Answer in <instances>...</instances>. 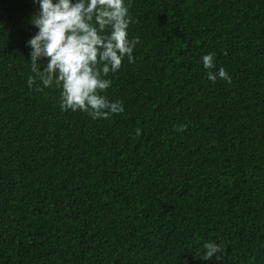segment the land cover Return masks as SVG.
<instances>
[{"label": "trees", "instance_id": "1", "mask_svg": "<svg viewBox=\"0 0 264 264\" xmlns=\"http://www.w3.org/2000/svg\"><path fill=\"white\" fill-rule=\"evenodd\" d=\"M125 4V111L93 119L29 88L39 4L0 0V264H264V0Z\"/></svg>", "mask_w": 264, "mask_h": 264}, {"label": "clouds", "instance_id": "2", "mask_svg": "<svg viewBox=\"0 0 264 264\" xmlns=\"http://www.w3.org/2000/svg\"><path fill=\"white\" fill-rule=\"evenodd\" d=\"M39 11L31 17L38 32L27 41L30 47L31 71L28 86L39 80L43 87L55 83L61 89L60 107L63 111H83L93 119H107L122 114V101H109L101 95L111 85L104 79L116 72L127 56L133 60V49L139 37L128 39V28L133 22L129 14L130 5L125 0H36ZM49 58L43 70L40 61ZM215 54L202 57L207 79L215 83L224 79L231 83L225 68L216 69ZM37 91L43 88L37 85ZM141 130L137 128L135 135ZM204 260L223 258L220 247L212 242L203 245ZM221 255L217 256L216 254Z\"/></svg>", "mask_w": 264, "mask_h": 264}]
</instances>
